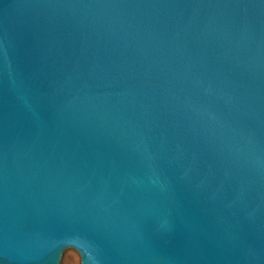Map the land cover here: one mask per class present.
Wrapping results in <instances>:
<instances>
[{
  "label": "water",
  "instance_id": "obj_1",
  "mask_svg": "<svg viewBox=\"0 0 264 264\" xmlns=\"http://www.w3.org/2000/svg\"><path fill=\"white\" fill-rule=\"evenodd\" d=\"M264 264V0H0V264Z\"/></svg>",
  "mask_w": 264,
  "mask_h": 264
},
{
  "label": "rangeland",
  "instance_id": "obj_2",
  "mask_svg": "<svg viewBox=\"0 0 264 264\" xmlns=\"http://www.w3.org/2000/svg\"><path fill=\"white\" fill-rule=\"evenodd\" d=\"M65 264H81V255L68 257Z\"/></svg>",
  "mask_w": 264,
  "mask_h": 264
}]
</instances>
